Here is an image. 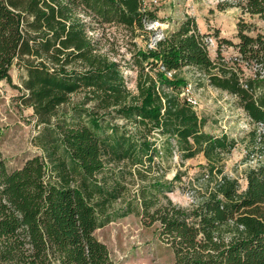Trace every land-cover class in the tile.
Listing matches in <instances>:
<instances>
[{
	"label": "trees",
	"instance_id": "obj_1",
	"mask_svg": "<svg viewBox=\"0 0 264 264\" xmlns=\"http://www.w3.org/2000/svg\"><path fill=\"white\" fill-rule=\"evenodd\" d=\"M235 6L264 20V0ZM154 21L143 0H0V83L12 85L17 70L20 103L43 127L35 140L45 153L8 171L0 152V264H115L94 232L133 213L158 225L173 264H264V33L249 36L241 24L238 43L217 40L213 60L207 36L186 17L153 48L131 54L134 94L120 63L88 33L96 24L135 34ZM222 47L235 56L226 59ZM185 68L233 97L250 121L245 149L255 166L244 172L243 191L221 164L236 141L204 133L205 120L180 96ZM77 94L81 101L70 103ZM152 135L165 138L161 151ZM162 151L181 162L204 157L196 206L168 197L180 175L158 176Z\"/></svg>",
	"mask_w": 264,
	"mask_h": 264
},
{
	"label": "rangeland",
	"instance_id": "obj_2",
	"mask_svg": "<svg viewBox=\"0 0 264 264\" xmlns=\"http://www.w3.org/2000/svg\"><path fill=\"white\" fill-rule=\"evenodd\" d=\"M237 1L143 0L144 7L156 15V21L144 23L145 33L136 31L134 34L123 26L94 24V30L88 35L97 43L100 53L120 63L128 89L136 94V72L125 67L131 54L135 49L153 48L157 41L177 29L186 17L194 18L199 32L207 36L209 56L213 60L216 57L217 40L238 43L241 24L246 26L245 33L249 36L264 33V20L241 13L235 6ZM221 50L226 59L235 56L232 47H222ZM18 74L16 69L11 70L12 85L0 83V152L8 171L21 168L35 156H45L35 140L43 127L37 124L32 111L20 103L21 92L16 89L20 87ZM180 76L188 84L181 90L180 96L195 103L193 106L198 117L205 120L203 132L213 137L226 135L236 141L235 147L223 157L221 164L224 173L237 179L243 191L246 187L244 172L255 166L254 160L247 157L245 149L247 134L252 128L249 119L235 105L233 97L209 86L206 77L199 71L185 68ZM81 98V94L73 95L70 103L78 104ZM115 122L125 124L119 119ZM134 129L133 126H127L130 133ZM150 139L157 140L161 151L165 138L152 135ZM172 145L175 146L173 141ZM160 156L155 162L159 164L157 174L162 176V181H170L175 174L180 175V181L175 183L174 192L168 193V197L183 209L199 204L204 190L202 166L206 165L202 154L182 162L176 153L165 158L162 151ZM139 183V179H136L129 185L132 193L136 192ZM157 228L156 224L147 226L140 215L133 213L97 229L94 236L107 247L115 264H173V254L158 238Z\"/></svg>",
	"mask_w": 264,
	"mask_h": 264
},
{
	"label": "built area",
	"instance_id": "obj_3",
	"mask_svg": "<svg viewBox=\"0 0 264 264\" xmlns=\"http://www.w3.org/2000/svg\"><path fill=\"white\" fill-rule=\"evenodd\" d=\"M167 76L168 77H171V75L170 74H167ZM186 101L190 104V105H195V103L194 102H192V100L191 99H189V98H186ZM194 107V106H193Z\"/></svg>",
	"mask_w": 264,
	"mask_h": 264
}]
</instances>
